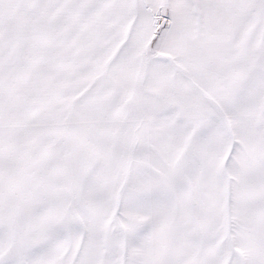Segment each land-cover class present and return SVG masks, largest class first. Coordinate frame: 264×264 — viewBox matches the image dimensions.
<instances>
[{"label": "snow or ice", "instance_id": "6c2138e0", "mask_svg": "<svg viewBox=\"0 0 264 264\" xmlns=\"http://www.w3.org/2000/svg\"><path fill=\"white\" fill-rule=\"evenodd\" d=\"M0 264H264V0H0Z\"/></svg>", "mask_w": 264, "mask_h": 264}]
</instances>
